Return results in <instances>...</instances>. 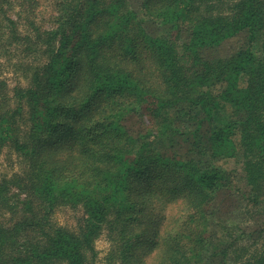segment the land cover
Returning a JSON list of instances; mask_svg holds the SVG:
<instances>
[{"label": "trees", "instance_id": "1", "mask_svg": "<svg viewBox=\"0 0 264 264\" xmlns=\"http://www.w3.org/2000/svg\"><path fill=\"white\" fill-rule=\"evenodd\" d=\"M52 1L43 28L0 0V70L32 75L0 78V264H96L101 236L107 264H264V218L235 236L219 200L264 206V0Z\"/></svg>", "mask_w": 264, "mask_h": 264}, {"label": "rangeland", "instance_id": "2", "mask_svg": "<svg viewBox=\"0 0 264 264\" xmlns=\"http://www.w3.org/2000/svg\"><path fill=\"white\" fill-rule=\"evenodd\" d=\"M52 2V0H42V3L40 4L38 21L43 25V28H46L50 25L51 15L55 12ZM226 47L227 45L223 44L222 46L213 49L211 52L213 54H219ZM42 58H45V56L34 54L28 56L26 58L27 60L24 62L28 65L33 61H37L38 64L40 62L39 60H41ZM19 62L20 60H14L13 63L16 64L13 65V63L7 62L5 58L1 62L2 66L0 71L1 73H3L0 78L7 82V90L12 97L15 94L16 87L28 84L30 80H32L31 74L24 73L21 69L17 70L18 66L20 65ZM12 99H14L15 101L17 100L15 99V97H13ZM128 124L132 129L143 126L140 118L136 116L131 118ZM22 165H24V163L22 162L21 158L17 155V153H15V151H13L11 147H5L0 151V177L12 176V174L21 170ZM220 166L233 171V174L236 178L235 184L238 188H246L245 182L242 177L241 167L234 159H228L226 161L221 160ZM223 191L224 192L223 194H221L219 200L221 202L220 204L223 205L224 209H227L228 212L225 215L226 218L222 219L224 220V222L232 224V227H234V230L232 232H234L235 236H237V233H240L239 227L236 228V226H252L257 222H262V219L264 218V206L259 208L257 211H254V214L245 213L247 200H245L243 197L240 198L241 194H239L235 190L225 189ZM74 210L75 209L70 207L62 208L57 212V220H59L63 224H66L67 226H72L76 221V216L78 215V212L76 213ZM252 231L253 229L251 228L246 229L247 235H250V232ZM96 247L99 250L96 264H107L106 255L110 247L108 238H106L105 236H101L97 240Z\"/></svg>", "mask_w": 264, "mask_h": 264}]
</instances>
